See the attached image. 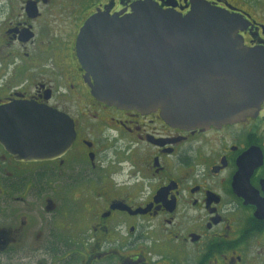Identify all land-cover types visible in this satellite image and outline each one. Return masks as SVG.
<instances>
[{"label": "flooded vegetation", "instance_id": "flooded-vegetation-1", "mask_svg": "<svg viewBox=\"0 0 264 264\" xmlns=\"http://www.w3.org/2000/svg\"><path fill=\"white\" fill-rule=\"evenodd\" d=\"M142 1L181 16L208 5L237 19L238 42L252 54L229 55L261 76L250 110L185 128L159 109L90 95L80 28ZM262 68L264 0H0V105L46 106L72 129L69 148L42 161L0 144L2 257L15 264L26 244L44 246L46 264H264Z\"/></svg>", "mask_w": 264, "mask_h": 264}, {"label": "water", "instance_id": "water-1", "mask_svg": "<svg viewBox=\"0 0 264 264\" xmlns=\"http://www.w3.org/2000/svg\"><path fill=\"white\" fill-rule=\"evenodd\" d=\"M127 15L90 16L75 48L90 95L109 106L150 112L195 128L250 110L259 75L229 55L246 52L238 22L218 8L195 5L185 16L142 1ZM264 68L261 69V71ZM238 75H235L237 74ZM67 119L29 101L0 105V144L21 161L62 155L72 141Z\"/></svg>", "mask_w": 264, "mask_h": 264}, {"label": "rangeland", "instance_id": "rangeland-1", "mask_svg": "<svg viewBox=\"0 0 264 264\" xmlns=\"http://www.w3.org/2000/svg\"><path fill=\"white\" fill-rule=\"evenodd\" d=\"M4 226V223L0 220V228ZM35 233L36 229H31L30 233ZM44 233V230L42 231ZM81 245H79L80 247ZM88 245L83 247V251L86 252ZM18 251L15 253L13 259H15V264H46L47 263V254L44 250V246H27L23 244L22 246L17 247ZM82 254V253H80ZM80 259V256H79ZM12 256H4L0 254V264H11Z\"/></svg>", "mask_w": 264, "mask_h": 264}]
</instances>
